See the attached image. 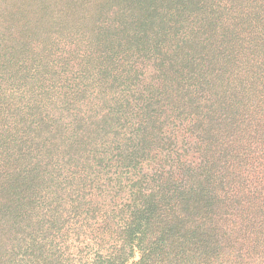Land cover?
I'll return each instance as SVG.
<instances>
[{"label":"trees","instance_id":"trees-1","mask_svg":"<svg viewBox=\"0 0 264 264\" xmlns=\"http://www.w3.org/2000/svg\"><path fill=\"white\" fill-rule=\"evenodd\" d=\"M112 7L0 69V264H264V0Z\"/></svg>","mask_w":264,"mask_h":264},{"label":"rangeland","instance_id":"rangeland-1","mask_svg":"<svg viewBox=\"0 0 264 264\" xmlns=\"http://www.w3.org/2000/svg\"><path fill=\"white\" fill-rule=\"evenodd\" d=\"M113 1L0 0V69H12L32 48L53 49L73 35L96 31L114 16ZM121 1L130 6L142 0Z\"/></svg>","mask_w":264,"mask_h":264}]
</instances>
